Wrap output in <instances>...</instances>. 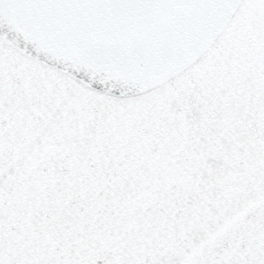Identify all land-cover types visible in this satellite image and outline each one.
Segmentation results:
<instances>
[{"label":"snow or ice","instance_id":"obj_1","mask_svg":"<svg viewBox=\"0 0 264 264\" xmlns=\"http://www.w3.org/2000/svg\"><path fill=\"white\" fill-rule=\"evenodd\" d=\"M0 264H264V0H0Z\"/></svg>","mask_w":264,"mask_h":264}]
</instances>
